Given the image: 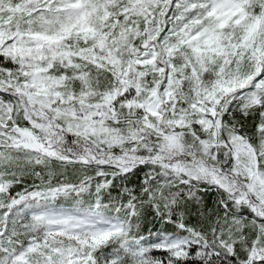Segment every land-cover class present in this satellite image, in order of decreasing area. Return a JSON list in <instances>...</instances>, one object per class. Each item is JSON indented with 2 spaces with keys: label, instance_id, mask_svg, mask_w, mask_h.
Segmentation results:
<instances>
[{
  "label": "snow or ice",
  "instance_id": "6c2138e0",
  "mask_svg": "<svg viewBox=\"0 0 264 264\" xmlns=\"http://www.w3.org/2000/svg\"><path fill=\"white\" fill-rule=\"evenodd\" d=\"M0 264H264V0H0Z\"/></svg>",
  "mask_w": 264,
  "mask_h": 264
}]
</instances>
